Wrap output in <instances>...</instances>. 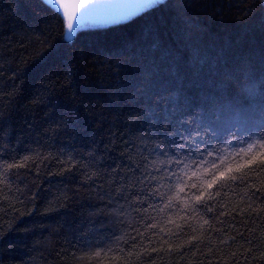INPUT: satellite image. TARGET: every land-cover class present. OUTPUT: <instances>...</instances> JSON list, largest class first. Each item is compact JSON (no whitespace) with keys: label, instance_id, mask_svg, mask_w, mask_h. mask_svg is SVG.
<instances>
[{"label":"trees","instance_id":"1","mask_svg":"<svg viewBox=\"0 0 264 264\" xmlns=\"http://www.w3.org/2000/svg\"><path fill=\"white\" fill-rule=\"evenodd\" d=\"M233 2L200 0L187 24L166 7L154 11L164 2L148 15L81 31L68 42L62 18L42 0H0V232H6L0 264H264V212L253 211L264 207V171L254 167L243 182L224 188L213 212H193L174 198L170 208L151 201L163 211H149L143 223L130 210L114 218L123 221L118 223L90 216L105 207L95 184L85 183L84 172L95 169L74 163H88L84 153L95 141L97 161L115 167L124 150L120 134L139 130L131 116L140 106L148 110L147 97L134 100L123 92L112 98L109 74L119 71L122 82L132 83L134 70L117 69L113 58L139 43L149 23H163L149 66L163 65L174 82L169 111L177 102L214 98L242 106L260 123L264 12L257 8L234 19ZM37 39L56 44L59 63L36 59L43 47ZM18 68L22 71L16 73ZM69 72L71 84L65 81L63 90L50 92L47 77ZM14 86L16 94L5 96ZM39 96L44 103L34 102ZM227 116L232 123L244 119L238 111ZM153 119L159 125L162 114L145 116V124ZM5 160L22 166L5 171ZM97 250L100 254L93 255Z\"/></svg>","mask_w":264,"mask_h":264},{"label":"snow or ice","instance_id":"2","mask_svg":"<svg viewBox=\"0 0 264 264\" xmlns=\"http://www.w3.org/2000/svg\"><path fill=\"white\" fill-rule=\"evenodd\" d=\"M53 2L62 10L61 23L66 26L67 36L70 39L72 33L88 16L95 0H53ZM199 2L200 0H166L162 7L154 11H163L166 7L187 24L193 20L191 13ZM160 3L161 0H132L131 3L121 6L123 11L118 17L109 19H123L141 9ZM229 7L235 10L234 19H244L251 16L257 8L264 12V0H259V4L256 0H234ZM213 14L218 13L213 12ZM162 31L163 23H149L142 32L139 43H134L131 48H123L113 58L117 69L128 67L134 71L130 73L132 83L122 82L119 71L109 74L111 97L120 98L123 92H129L134 100L147 97L149 105L147 111L144 106H140L131 116V120L140 124L139 130H127L120 134L124 146V150L120 153V162L116 163L115 167L110 165L102 167L103 159L97 161L94 156V153L99 151L98 147L94 146L95 141L92 145H88L91 151L84 153L88 163L74 161L79 169H95L91 175H88L87 171L84 175L85 183L90 181L95 184L96 194L101 203L105 204L104 208L90 214L97 219L123 223L114 218L123 216L126 210H130L137 217H143L137 221L143 223L149 218L147 215L149 211H163L151 201H160L170 208L174 198L179 199L185 209L190 208L193 212L203 209L206 213H210L215 210L211 206L213 201L224 188L243 182L254 167L264 171V114L260 123L256 124L251 116L244 113L242 106L235 103L225 106L214 98L202 103L177 102L173 104L171 111L168 110L170 97L174 95L170 92L175 86L174 82L168 79L163 65L149 66V57L155 55L151 49ZM37 43L43 45L36 53L38 61L51 57L55 62H60L54 42L37 39ZM108 67L111 68L112 65ZM20 71L22 69L18 68L16 73ZM261 71L264 73V69ZM70 75V72L63 76L52 73L47 77L49 91L54 92L57 88L63 90L70 85ZM52 76H55V79H52ZM261 87L264 90V84ZM15 94V86L13 92L4 93L9 97ZM34 102L42 104L44 97L39 96ZM261 103L264 105V98ZM228 111H238L244 119L232 123L227 116ZM157 113L162 114L159 125L156 119L145 124V116ZM59 126L58 124L57 127ZM3 130L0 127V131ZM124 136L129 138L124 140ZM8 151L6 148V155ZM69 160H72L71 155ZM3 165L5 171L22 166L10 164L7 160L3 161ZM97 180L100 181L99 184H96ZM64 198L67 199L66 196ZM114 205L118 206V210H113ZM220 207L226 208V205ZM248 207L251 208V204ZM253 211L264 212V207ZM89 222L95 223L93 220ZM100 226L103 227V223ZM154 226L149 225V227ZM11 229L12 225L9 224L8 230ZM4 235L6 232H0V239ZM99 254V250L93 253L97 256ZM261 257L264 258V252H261ZM88 259L91 257L89 256Z\"/></svg>","mask_w":264,"mask_h":264},{"label":"water","instance_id":"3","mask_svg":"<svg viewBox=\"0 0 264 264\" xmlns=\"http://www.w3.org/2000/svg\"><path fill=\"white\" fill-rule=\"evenodd\" d=\"M42 1L51 9H53L57 14H59L63 21L62 10L53 2V0ZM131 2L132 0H95L94 6L90 9L88 16L84 19L81 26L72 33L70 39L67 36V28L66 26H64V36L66 41L71 42L77 35V33L84 30L107 28L129 22L132 19L140 16L141 14L149 11L150 9L163 4L164 2H166V0H161L160 4L153 5L150 8L141 9L139 12L133 14L132 16H127L123 19H109L112 17H118L119 13L123 11L121 6Z\"/></svg>","mask_w":264,"mask_h":264}]
</instances>
